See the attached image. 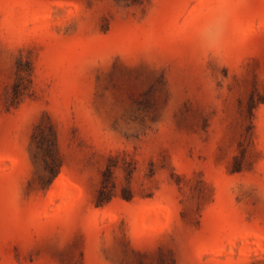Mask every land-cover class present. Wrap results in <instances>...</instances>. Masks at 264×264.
<instances>
[{
	"label": "rangeland",
	"instance_id": "rangeland-1",
	"mask_svg": "<svg viewBox=\"0 0 264 264\" xmlns=\"http://www.w3.org/2000/svg\"><path fill=\"white\" fill-rule=\"evenodd\" d=\"M0 264H264V0H0Z\"/></svg>",
	"mask_w": 264,
	"mask_h": 264
}]
</instances>
